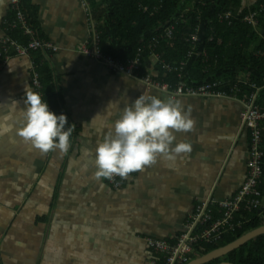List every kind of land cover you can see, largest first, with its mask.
Returning <instances> with one entry per match:
<instances>
[{
	"label": "crops",
	"instance_id": "1",
	"mask_svg": "<svg viewBox=\"0 0 264 264\" xmlns=\"http://www.w3.org/2000/svg\"><path fill=\"white\" fill-rule=\"evenodd\" d=\"M30 3L36 28L58 47L49 62L48 94L75 126L64 154H41L15 130L0 136V264H153L146 238L172 242L198 203L230 199L243 184L249 155L240 107L213 97H171L112 72L78 51L91 36V13L86 16L81 0ZM8 9L10 0H0V54ZM3 57L0 117L12 100L23 107L25 87L34 91L32 55L10 51L2 63ZM142 93L179 100L194 125L176 141L191 151L175 161L160 158L114 189L95 176V149ZM18 112L8 124L19 126Z\"/></svg>",
	"mask_w": 264,
	"mask_h": 264
},
{
	"label": "trees",
	"instance_id": "2",
	"mask_svg": "<svg viewBox=\"0 0 264 264\" xmlns=\"http://www.w3.org/2000/svg\"><path fill=\"white\" fill-rule=\"evenodd\" d=\"M85 1L87 4L83 3L84 6L88 13H91L89 20L91 35L92 32L96 35L97 47L101 52L126 63L128 60H134L139 48L143 49L141 56L144 61L136 70L139 78L149 75L152 81L171 87L180 83L196 87L216 80L225 81L226 89L237 82L243 87L255 85L259 89L258 101L264 105V52L260 53L264 51V40L258 47L256 45L260 31H264V10L259 17L258 31L242 23L249 8H255L264 0H257L249 8L248 0H204L203 4L198 0ZM30 2L31 0H21L20 9L35 30L37 38L51 42L57 47L36 28L35 9ZM228 11L233 12V17L220 22L219 15H224ZM14 16V12L9 9L5 22H12ZM5 25L4 31L9 26L7 23ZM168 30L171 31L170 36L167 35ZM193 33L197 36V42L194 44L190 41ZM8 36L20 38L22 44L28 43V39L23 37L19 30L14 32L8 30ZM80 47L78 51L91 58L80 51ZM87 47L91 49V45ZM57 51L58 47L52 52L37 50L30 52L29 55H32L31 63L35 65V70L40 75L41 92L46 94L49 109L59 115L62 113H59L60 103L54 98L51 99L47 89L53 84L49 62ZM151 58L155 61L152 62ZM181 64H184L182 70L178 71ZM166 66L175 69L169 70ZM228 101L238 105L242 110L241 104L237 101ZM241 134L248 137L243 136L244 140L241 139L247 143L246 153L249 155L250 130L244 127ZM261 140V149L264 151V132ZM235 194L236 192L231 197ZM258 197L264 201V166L263 177L258 185ZM245 217L249 220L243 223L240 230L225 234L218 246H208L201 255L224 247L264 225V210L260 213L253 210ZM147 253L157 261L158 256L151 251ZM222 263L264 264V235L208 264Z\"/></svg>",
	"mask_w": 264,
	"mask_h": 264
},
{
	"label": "built area",
	"instance_id": "3",
	"mask_svg": "<svg viewBox=\"0 0 264 264\" xmlns=\"http://www.w3.org/2000/svg\"><path fill=\"white\" fill-rule=\"evenodd\" d=\"M198 1L202 4L204 3V0ZM83 2L87 4L85 0ZM256 2L248 0L247 8ZM20 5L21 0H10V8L15 16L9 24L8 30L11 32L19 30L22 36L28 39V43L22 44L18 40L5 35L1 40L2 51L0 57L5 55L2 63L7 60L10 51H14L18 56H27L30 52L37 50L46 52L57 50V47L53 43L37 38L35 30L28 23L24 12L20 9ZM263 10L264 1L253 9L249 8L248 13L242 19V23L250 26L254 31H258L259 17ZM232 17L233 12L228 11L224 15H219L218 19L222 22L223 19L228 21ZM195 34L193 33L190 37V41L193 44L197 42V36ZM167 35H171L170 30L167 31ZM96 38V35L92 32L90 39L80 47V51L89 55L92 59L103 63L112 72L124 73L140 80L150 90H158L167 93L171 97L204 96L230 99L237 101L242 106L240 112L241 120L243 126L250 130V144L249 157L246 165V178L236 194L230 199L220 201L209 198L204 202L198 203L193 213L188 217L184 230L174 242L152 237L146 238L147 247L152 253L158 256L157 261L154 260L153 264H187L202 256L201 254L208 246H218L225 234L240 230L243 223H247L249 220L245 215L250 214L253 210H258L259 213L264 210V201L258 197V185L263 177L264 166V151L261 149V137L264 132V105H261L258 101L259 89L255 85H249L250 88L248 85L246 87L239 86V82L229 87V89H226L225 86L227 83L223 80L206 82L196 87L182 83L171 87L167 84H159L158 82L152 81L149 75L139 78L136 70L141 65V62L143 63L144 61V58L141 56L142 48L138 49L134 60H128L126 63H122L105 54L103 51L101 52L99 47H97ZM262 39L264 40V36H262ZM87 45H91V49H88ZM183 65H180L178 71L182 70ZM166 68L169 70L175 69L170 66H166ZM31 75L34 92L36 91L42 95L40 75L35 70L33 63ZM133 173L123 178L113 176L111 179L105 178V180L112 188L119 189L123 180L133 175ZM217 214L219 216H215Z\"/></svg>",
	"mask_w": 264,
	"mask_h": 264
},
{
	"label": "clouds",
	"instance_id": "4",
	"mask_svg": "<svg viewBox=\"0 0 264 264\" xmlns=\"http://www.w3.org/2000/svg\"><path fill=\"white\" fill-rule=\"evenodd\" d=\"M262 36L264 33H260L261 42ZM22 104L23 107L21 101L12 100L9 114L0 117V136L15 130L18 137L41 154L67 153L75 125L68 123L66 115L52 112L44 96L26 87ZM17 109L19 126L8 124ZM193 125L194 121L182 109L179 100L171 97L162 100L142 93L123 108L119 118L112 122L111 130L97 144L93 159L97 169L95 176L123 178L142 171L160 158L175 161L191 151L190 144L176 141V134L190 132Z\"/></svg>",
	"mask_w": 264,
	"mask_h": 264
},
{
	"label": "water",
	"instance_id": "5",
	"mask_svg": "<svg viewBox=\"0 0 264 264\" xmlns=\"http://www.w3.org/2000/svg\"><path fill=\"white\" fill-rule=\"evenodd\" d=\"M254 2H256L257 0H252ZM261 35L264 33L263 30H261ZM261 44V39H259L257 41V47ZM264 235V225L244 234L243 236H241L240 238H238L237 240H235L234 242L224 246V247H220L208 254H205L197 259L192 260L191 262H189L188 264H208L210 262H213L214 260L220 259L224 256H226L227 254L231 253L232 251L240 248L241 246H243L244 244H246L247 242L253 240L254 238ZM222 264H228V263H222Z\"/></svg>",
	"mask_w": 264,
	"mask_h": 264
},
{
	"label": "flooded vegetation",
	"instance_id": "6",
	"mask_svg": "<svg viewBox=\"0 0 264 264\" xmlns=\"http://www.w3.org/2000/svg\"><path fill=\"white\" fill-rule=\"evenodd\" d=\"M9 10V9H8ZM7 16V15H6ZM241 112V111H240ZM239 126H240V129H241V131L243 132V130H244V126H243V124H242V120H241V115H239ZM243 136H246V135H243ZM247 137V136H246ZM248 138V137H247Z\"/></svg>",
	"mask_w": 264,
	"mask_h": 264
},
{
	"label": "rangeland",
	"instance_id": "7",
	"mask_svg": "<svg viewBox=\"0 0 264 264\" xmlns=\"http://www.w3.org/2000/svg\"><path fill=\"white\" fill-rule=\"evenodd\" d=\"M81 3H82V6H83L84 11H85V13H86V16H87V15L89 16V13H88L86 7L84 6L82 0H81ZM151 61L154 62L155 60H154L153 58H151Z\"/></svg>",
	"mask_w": 264,
	"mask_h": 264
}]
</instances>
